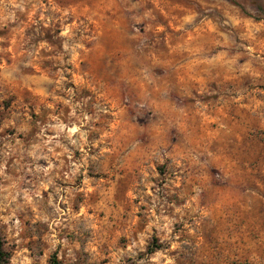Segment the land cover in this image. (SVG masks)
<instances>
[{"label":"rangeland","instance_id":"374dc122","mask_svg":"<svg viewBox=\"0 0 264 264\" xmlns=\"http://www.w3.org/2000/svg\"><path fill=\"white\" fill-rule=\"evenodd\" d=\"M6 264H264V0H0Z\"/></svg>","mask_w":264,"mask_h":264},{"label":"trees","instance_id":"16d2710c","mask_svg":"<svg viewBox=\"0 0 264 264\" xmlns=\"http://www.w3.org/2000/svg\"><path fill=\"white\" fill-rule=\"evenodd\" d=\"M7 260H8V254L3 248V241L0 236V264H6ZM50 264H58L55 256L51 258Z\"/></svg>","mask_w":264,"mask_h":264}]
</instances>
